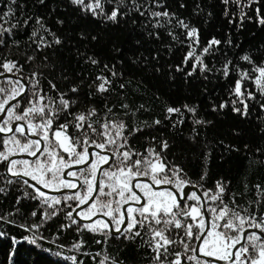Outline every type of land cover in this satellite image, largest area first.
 Here are the masks:
<instances>
[{
    "label": "snow or ice",
    "instance_id": "1",
    "mask_svg": "<svg viewBox=\"0 0 264 264\" xmlns=\"http://www.w3.org/2000/svg\"><path fill=\"white\" fill-rule=\"evenodd\" d=\"M39 2L43 4L45 0ZM70 3L93 18L116 23L135 13L152 29H166L173 41L187 44L182 66L176 68L184 72L191 64L186 76L199 72L207 79L213 68L205 63V57L215 54L224 43L212 38L201 47L199 29L166 8L156 10L164 7L161 0ZM221 3L230 23L238 21V26H242L247 20L264 27V0ZM105 4L113 5L110 12L105 11ZM13 5H17V0H7L6 10L0 8V47L7 46L5 37L14 36L20 25L30 26L33 19L39 26L29 34L35 51L61 43L40 17L20 19ZM177 28L180 34L175 31ZM42 33L53 38L49 40ZM148 34L160 38L158 31ZM226 43L232 45L230 39ZM239 59L249 67L242 68L226 59L216 69L226 80L233 74L236 78L229 89L230 99L213 107V111L231 107L234 113L247 118L255 105L264 112V61L256 63L247 53ZM34 60V56H27L25 63ZM86 62L99 64L93 57ZM114 67L103 65L101 73L86 85L89 97L113 93V78L122 75ZM43 80V73L26 72L19 60L0 57V197H7L13 190L20 193L12 211L0 212V228L11 225L30 234L20 239L10 237L9 264L16 245L39 246L38 241L73 253H55L65 264H85L78 256L89 257L92 264H120L103 249L83 251L89 247L85 234L103 237L92 241L97 245L106 244L109 239L121 244L138 241L151 253L149 264H264V185L255 184V196L243 201L222 179L206 187L207 171H201L194 181L183 167L168 159V141L156 142L152 137L154 143L143 150L132 144L131 138L144 127L130 128L121 116L134 115L144 109L143 104L134 110L123 102L105 105L102 110H80L79 86L64 92L51 80L45 88ZM119 87L124 89L125 85ZM164 111V119L172 121L173 127L185 123V113L193 118L194 125L211 123L198 118L197 108L188 104L183 108L168 106ZM161 124L156 119L147 126ZM191 139L195 141L196 136ZM256 151L260 153L261 149ZM25 200L36 206L27 214L31 221L20 223L12 217L20 212L19 206ZM61 217L57 232L51 238L45 237L42 229ZM66 231L76 233L72 243H57ZM7 236L6 231L0 230V238Z\"/></svg>",
    "mask_w": 264,
    "mask_h": 264
},
{
    "label": "trees",
    "instance_id": "2",
    "mask_svg": "<svg viewBox=\"0 0 264 264\" xmlns=\"http://www.w3.org/2000/svg\"><path fill=\"white\" fill-rule=\"evenodd\" d=\"M161 3L164 7L156 10L164 11L166 8L199 29L201 47L212 38L224 42L215 54L205 57V63L213 68L207 79L199 72L186 76L191 64L184 72L176 71L177 66H182L188 48L186 43L173 41L166 29H152L144 18L135 13L119 18L116 23L102 17L93 18L71 4L70 0H45L43 4L39 0H17V5L13 7L18 18L40 17L43 25L61 43L35 51L29 34L39 26L33 19L30 26L20 25L14 36L5 37L7 46L0 47V57L19 60L25 65L26 72L35 70L43 73L45 88L48 87V80L64 92L79 86L80 110L89 107L102 110L105 105L121 102L134 110L143 104L144 109L134 115L121 116L130 128L144 127V131L131 138L136 148L143 150L152 145V137L156 138V142L166 140L170 145L166 152L168 159L183 167L192 180H197L201 171H207L206 187H212L216 180L222 179L229 182L230 190L242 201L253 198V186L257 183L264 185V131H261L264 129V112L255 105L251 114L243 118L231 107L217 111H213V107L218 108L222 101L230 99L229 89L236 78L233 74L226 80L216 71L226 59H231L242 68L249 67L239 59L245 53L251 55L256 63L264 61V27L247 20L242 26H238V21L230 23L224 15L225 6L221 0H161ZM112 7L105 4V11L110 12ZM0 8L6 10L7 0H0ZM150 31H158L160 38L150 36ZM175 31L181 33L178 28ZM42 34L49 40L53 38L47 33ZM181 39H184L183 35ZM229 39L232 45L226 43ZM27 56H34L35 60L25 63ZM88 57L95 58L99 64L86 62ZM105 64L115 66L114 70L122 75L113 78L115 87L111 95L89 97L86 85L101 73ZM120 84L125 85L124 89L119 87ZM185 104L196 107L197 117L211 123L194 125L188 113L184 114L185 123L176 127L172 126V121L164 119L166 107L183 108ZM100 114L103 116L102 111ZM156 119L162 124L147 126ZM193 135L196 136L195 141L191 139ZM258 148L260 153L256 151ZM19 194L13 190L7 197H0V212L12 211L15 197ZM35 206L33 201H23L19 206L20 212L12 218L20 223L31 221V216L27 214ZM61 221L62 217L46 225L42 229L43 235L51 238ZM0 230L8 233L7 237L0 238V264H9L12 250L10 237L20 239L30 234L11 225H3ZM75 237L74 231H66L60 234L57 243L70 245ZM84 239L89 241V247L83 251L103 249L120 264H149L151 253L138 241L121 244L109 239L106 244L97 245L92 241L102 240L103 237L85 234ZM38 245H16L12 264H65L55 253L60 252L61 256L73 254L45 241H38ZM78 259L92 264L89 257L78 256Z\"/></svg>",
    "mask_w": 264,
    "mask_h": 264
}]
</instances>
